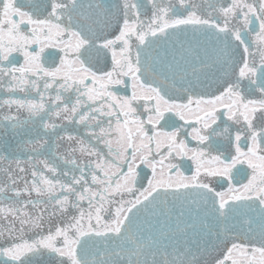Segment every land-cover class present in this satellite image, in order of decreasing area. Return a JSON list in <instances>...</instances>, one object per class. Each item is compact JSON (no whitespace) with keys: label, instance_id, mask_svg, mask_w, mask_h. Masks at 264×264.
I'll list each match as a JSON object with an SVG mask.
<instances>
[{"label":"snow or ice","instance_id":"snow-or-ice-1","mask_svg":"<svg viewBox=\"0 0 264 264\" xmlns=\"http://www.w3.org/2000/svg\"><path fill=\"white\" fill-rule=\"evenodd\" d=\"M0 264H264V0H0Z\"/></svg>","mask_w":264,"mask_h":264}]
</instances>
